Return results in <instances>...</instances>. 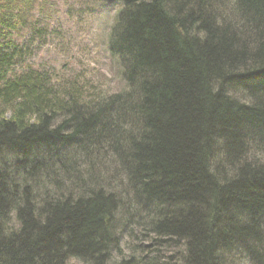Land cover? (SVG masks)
I'll use <instances>...</instances> for the list:
<instances>
[{"label":"trees","instance_id":"obj_1","mask_svg":"<svg viewBox=\"0 0 264 264\" xmlns=\"http://www.w3.org/2000/svg\"><path fill=\"white\" fill-rule=\"evenodd\" d=\"M56 1L0 0V264H108L125 232L118 264H264V164L243 153L264 137V0H121L108 49L125 92L43 57L81 33ZM137 201L139 226L119 211Z\"/></svg>","mask_w":264,"mask_h":264},{"label":"rangeland","instance_id":"obj_2","mask_svg":"<svg viewBox=\"0 0 264 264\" xmlns=\"http://www.w3.org/2000/svg\"><path fill=\"white\" fill-rule=\"evenodd\" d=\"M95 1L98 0H58V10H60L59 12L61 13L58 22H64L65 19H68L64 14L62 15V12L67 9V11L71 13H68V15L70 16L69 18H72L74 20L82 18V20L84 21V23H82L79 28H82L84 25H86L87 27L88 25H91V34L93 37L85 40L82 46H71L70 44H68L67 40L65 41V44L67 43L68 45L67 51H61L60 49L50 46L48 47V49L44 48L42 54L43 57L48 60L62 61L63 59H66V63L68 62L69 67L68 65H64L63 69L65 71L60 72V74L65 77L73 74V72L82 70L83 68H87L89 65L90 67H96V70H98L97 73H99L98 80L101 82L103 88L106 89L111 85L112 91H117V88L120 85V74L117 66H115V63L112 60H108L106 54L104 53V47L102 46L104 32L108 30L109 26L106 25L107 19L104 17L102 20H99L97 15H93L87 10L93 8L92 2ZM78 15L81 16V18H77ZM55 26L56 23H53L51 29ZM59 30L62 29L59 28ZM85 37L86 32L81 29V33L78 35V39H83ZM39 59H42V56H40ZM96 61H99V65L96 64ZM87 74L91 77L93 75V72L90 70ZM258 154L260 156H263L260 153ZM103 164L104 163H100V171L102 169L105 172L107 169L101 166ZM125 243L126 240L123 239L122 244L124 253L127 252ZM239 256L236 255V253L232 254L231 258L227 260L228 264H249L248 261L246 262L247 255L245 252H243L242 255L239 254ZM119 260L120 257L116 259V261ZM111 263L116 264L115 262Z\"/></svg>","mask_w":264,"mask_h":264},{"label":"bare ground","instance_id":"obj_3","mask_svg":"<svg viewBox=\"0 0 264 264\" xmlns=\"http://www.w3.org/2000/svg\"><path fill=\"white\" fill-rule=\"evenodd\" d=\"M243 11H244V14L245 15H248V12H247V10H246V8H243ZM249 16V15H248ZM249 19V18H248ZM249 22L253 25V26H255V27H257V25H259L257 22H255V20L254 19H249ZM258 28V27H257ZM259 32H257V34H261V31H260V29L258 30ZM109 88V87H108ZM126 91V89H123V91L122 92H125ZM109 92H111V90H109ZM109 92H107V93H109ZM113 92H117V91H113ZM112 92V93H113ZM227 92H229V95L231 96V98H232V100H234V101H236L237 103H239V104H244V105H247V106H249V107H251V108H254V107H256V105H255V102H251V100L252 99H254L255 100V98H253V94H249V95H246L245 97L243 96L242 98H240V97H238L237 96V94L233 91V90H231V89H228L227 88ZM106 93V94H107ZM261 99H262V101H263V103H264V92L261 94ZM248 142V144L245 146V149H244V151H243V153L245 154V159H247V160H249V161H254V162H256L255 160H260L261 161V163H263L264 164V148H263V151H262V153H260L258 150H259V148H258V146L259 145H261V146H264V137L263 136H261V137H255V139H250V141H247ZM215 143H217L218 145H219V143H218V141H215ZM251 145V146H250ZM254 145H257V146H254ZM250 146V148H248ZM116 150V149H115ZM117 151V150H116ZM258 153H260V154H262L263 156H260ZM224 154H225V156H224V160L227 162V157H228V155H227V153H226V151L224 150ZM86 159L85 160H87L88 159V157H85ZM251 159V160H250ZM225 167H226V169L228 170V173L231 171V169H230V164H229V161H228V163H225ZM223 181H224V179H223ZM101 185L110 193V194H112V193H115V191H117V193H118V191H119V189H118V187L115 185V184H112V183H110V182H108L107 180H102L101 181ZM83 192L84 193H87V194H94V192H93V190H91V189H85L84 188V190H83ZM69 195H71L74 199L76 198V197H78V196H82L81 194H80V192H77V191H70V190H68V189H66V191L64 192V194H63V197L65 196H69ZM144 202V201H143ZM143 202H134V203H132V204H125V203H123V205H120V208H119V211H122V212H124V214L125 215H130V216H132L129 212H132L134 215H135V219H136V225L137 226H139V224H141L142 223V219H144V218H147V217H150L151 216V213H150V208L149 207H146V205H144L143 204ZM76 202H70V204H72V205H74ZM13 225H14V227H16V221L14 220L13 221ZM114 229H115V231H116V233L117 232H124V230L126 229V225H125V221H124V219H122V220H120V221H118V223L117 224H115V226H114ZM125 240H126V243L130 240V237H129V234H127L126 232H125ZM238 251V250H237ZM239 252V251H238ZM123 254H124V248H123V244L121 243V244H117L112 250H111V253H110V262L108 263V264H112L111 262H115L116 264H118V263H120L119 261H116V259L117 258H119V257H121V256H123ZM73 256V255H72ZM72 256H69L68 257V259L69 258H71ZM150 256V255H149ZM149 256H146L145 258H144V260H143V262L144 263H150V262H152V263H150V264H155L154 262H156V260L157 259H155L154 257H150L148 260L150 261V262H147L146 260H147V258L149 257ZM67 261V260H66ZM71 262H70V264L72 263V264H79L80 263V261H78L77 259H71L70 260Z\"/></svg>","mask_w":264,"mask_h":264}]
</instances>
